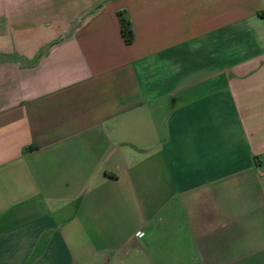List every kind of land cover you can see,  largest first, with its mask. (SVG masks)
I'll list each match as a JSON object with an SVG mask.
<instances>
[{
  "label": "crops",
  "instance_id": "crops-1",
  "mask_svg": "<svg viewBox=\"0 0 264 264\" xmlns=\"http://www.w3.org/2000/svg\"><path fill=\"white\" fill-rule=\"evenodd\" d=\"M263 8L0 0V264H264Z\"/></svg>",
  "mask_w": 264,
  "mask_h": 264
},
{
  "label": "trees",
  "instance_id": "trees-1",
  "mask_svg": "<svg viewBox=\"0 0 264 264\" xmlns=\"http://www.w3.org/2000/svg\"><path fill=\"white\" fill-rule=\"evenodd\" d=\"M118 15H119L122 34H123L125 43L127 45H131L135 41V33L132 28L131 21L125 11H120ZM258 16L264 19V8L258 12Z\"/></svg>",
  "mask_w": 264,
  "mask_h": 264
},
{
  "label": "built area",
  "instance_id": "built-area-1",
  "mask_svg": "<svg viewBox=\"0 0 264 264\" xmlns=\"http://www.w3.org/2000/svg\"><path fill=\"white\" fill-rule=\"evenodd\" d=\"M261 175H264V172H261Z\"/></svg>",
  "mask_w": 264,
  "mask_h": 264
}]
</instances>
